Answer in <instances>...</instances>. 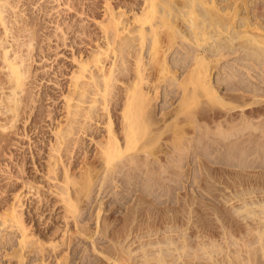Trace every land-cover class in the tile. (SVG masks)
I'll list each match as a JSON object with an SVG mask.
<instances>
[{
    "label": "rangeland",
    "instance_id": "obj_1",
    "mask_svg": "<svg viewBox=\"0 0 264 264\" xmlns=\"http://www.w3.org/2000/svg\"><path fill=\"white\" fill-rule=\"evenodd\" d=\"M0 4V264H264V0Z\"/></svg>",
    "mask_w": 264,
    "mask_h": 264
},
{
    "label": "bare ground",
    "instance_id": "obj_2",
    "mask_svg": "<svg viewBox=\"0 0 264 264\" xmlns=\"http://www.w3.org/2000/svg\"><path fill=\"white\" fill-rule=\"evenodd\" d=\"M2 9H4V8H2V7H1V4H0V10L2 11ZM1 11H0V12H1ZM105 11H106V10H105ZM2 12H3V11H2ZM146 13H147V12H146ZM138 19H139V18H138ZM140 20H141V19H140ZM113 21H114V20H113ZM117 22H118V21H117ZM102 23H103V22H102ZM106 23H107V22H106ZM111 23H113V22H111ZM111 23H110V25H113V26H112V27H113L112 30H113V29L117 26V24H116L115 22H114L113 24H111ZM115 24H116V25H115ZM120 24H121V22H120ZM114 25H115V26H114ZM62 29H63V28H62ZM103 29H104V28H103ZM116 29H118V28L116 27L115 30H116ZM105 30H106V29H105ZM154 30H155V28H154ZM116 31H117V30H116ZM118 31H119V30H118ZM118 31L116 32V34L118 33ZM142 31H143V30H141V32H142ZM7 32H8V31H7ZM111 32H112V31H111ZM107 34H108V33H107ZM118 34H120V33H118ZM113 35H115V34L113 33ZM122 35H123V34H122ZM137 35H138V34H137ZM143 35H144V34H143ZM152 35H153V34H152ZM83 36H84V35H83ZM116 36H117V35H116ZM127 36H129V35H127ZM111 37H112V36H111ZM129 37H130V36H129ZM103 38H104V37H103ZM116 38H117V37H116ZM126 38L128 39V37H126ZM145 38H146V37H145ZM0 39H1V38H0ZM115 40H116V39H115ZM120 40H121V39H120ZM137 40H138V39H137ZM17 41H18V40H17ZM92 41H93V40H92ZM111 41H112V40H111ZM113 41H114V40H113ZM106 42H107V41H106ZM122 42H124V40H123ZM6 43H7V42H6ZM114 43H115V42H114ZM127 43H128V42H127ZM119 44H120V43H119ZM126 45H127V44H126ZM133 45H134V44H133ZM19 46H20V45H19ZM7 50H8V49H7ZM93 50H94V49H93ZM6 53H8V52H6ZM5 55H6V54H5ZM9 58H10V57H9ZM8 60L10 61L11 59H8ZM19 60H20V59H19ZM84 62H85V61H84ZM20 64H21V63H20ZM84 65H85V64H84ZM9 66H10V68H11L10 70H12L11 72L13 73V76L15 77L14 79H16V80L19 79V78L21 77V76H20L21 73L19 72V66H20V65H19V62L16 63L15 59H14V60L12 59V60L9 62ZM21 67H22V66H21ZM23 67H24V66H23ZM83 68H85V67H83ZM83 68H82V69H83ZM24 70H25V69H24ZM24 70H23V71H24ZM8 71H9V70H8ZM81 72H82V71H81ZM88 72H89V70H88ZM78 73H79V72H78ZM84 74H85V73H84ZM21 75H22V74H21ZM72 75H73V74H72ZM85 75H86V74H85ZM91 75H92V74H91ZM96 75H97V74H96ZM75 76H77V75H75ZM6 77H7V76H6ZM10 77H11V76H10ZM77 77H78V76H77ZM22 78H23V77H22ZM71 78H72V77H71ZM9 79H10V81H11L12 78H9ZM20 79H21V78H20ZM20 79L17 80V81L20 82V81H21ZM76 79H77V78H76ZM76 79H75V80H76ZM83 79H84V78H83ZM16 80H15V81H16ZM22 80H23V79H22ZM75 80H73V81H75ZM97 80H98V79H97ZM97 80H96V81H97ZM79 81H80V80H79ZM21 82H23V81H21ZM21 82H20L19 84H21ZM75 82H76V81H75ZM10 83H11V82H10ZM17 83H18V82H17ZM84 83H85V82H84ZM14 84H16V83H14ZM57 84H58V83H57ZM80 84H81V82H80ZM96 84H97V83H96ZM98 84H99V83H98ZM87 85H88V84H87ZM87 85H86V87H87ZM14 86H15V85H14ZM20 86H21V85H19V87H20ZM93 86H94V84H93ZM21 87H22V86H21ZM77 87H78V86H77ZM81 87H82V86H81ZM16 88H17V87H16ZM84 88H85V87H84ZM76 89H77V88H76ZM139 89H140V87H139ZM18 90H19V89H18ZM78 90H80V89H78ZM83 90H84V89H83ZM3 91H4V90H3ZM15 91H16V90H15ZM19 91H20V90H19ZM84 91H85V90H84ZM88 91H90V89H89ZM139 91H141V90H139ZM17 92H18V91H17ZM70 92H71V91H70ZM76 92H77V91H76ZM96 92H97V91H96ZM143 92H144V91H143ZM82 93H83V92H82ZM137 93H138V92H137ZM137 93H136V94H137ZM140 93H141V92H140ZM20 94H21V93H20ZM85 94H86V93H85ZM98 94H99V93H98ZM87 95H88V94H87ZM78 96H79V95H78ZM85 96H86V95H85ZM138 96L141 97L142 95L139 94V95H137V97H138ZM20 97H21V96H20ZM80 97H81V96H80ZM135 98H136V95H135ZM138 98H139V97H138ZM2 99H3V98H2ZM14 99H16V98H14ZM80 99H81V98H80ZM0 100H1V99H0ZM17 100H18V99H17ZM75 100H77V99H75ZM83 100H85V99H83ZM83 100H82V101H83ZM138 100H139V99H138ZM85 101H86V100H85ZM12 102H13V101H12ZM19 102H20V101H19ZM67 102H68V101H67ZM1 103H2V102H1ZM9 103H10V102H9ZM77 103H78V102H77ZM77 103H75V104H77ZM138 103H139V102H138ZM141 103H142V102H141ZM2 104H3V103H2ZM19 104H20V103H19ZM78 104H79V103H78ZM139 104H140V103H139ZM70 106H71V105H70ZM137 106H139V105H137ZM133 107H136V106H133ZM16 108H17V107H16ZM77 109L79 110V108H77ZM78 110H76V111H78ZM0 111H1V110H0ZM74 111H75V110H74ZM74 111H73V113H74ZM86 114H87V113H86ZM70 116H71V115H70ZM72 116H73V115H72ZM78 116H79V115H78ZM85 116H86V115H85ZM88 116H89V115H88ZM134 116H135V115H134ZM134 116H133V119H134V121H136V118H135ZM129 117H130V118H128V119H130V121H128V127L130 126L132 129H134V126L132 125L134 122H133V121H132L133 123L131 122V120H133V119H131L132 116H129ZM76 118H77V116H76ZM71 120H72V119H71ZM137 120H138V119H137ZM74 122H75V121H74ZM74 122H73V123H74ZM129 122H131L130 125H129ZM135 123H136V122H135ZM79 124H80V123H79ZM131 125H132L133 127H132ZM134 125H135V124H134ZM135 126H136V125H135ZM130 127L127 128V130H128V129H129V130H132ZM137 128H138V127H137ZM137 128H135V129H137ZM125 129H126V128H125ZM129 130H128V131H129ZM133 131H136V130H133ZM137 131H138V129H137ZM60 132H61V131H60ZM131 132H132V131H131ZM137 133H138V132H137ZM58 134H60V133H58ZM128 134H131V133L128 132ZM58 136H59V135H58ZM112 137H113V136H112ZM114 137H115V136H114ZM114 137H113V139L111 138V142H110L111 145L109 144L110 147H108V146H107V147L109 148L110 152H112V153H113V152H119V153H120V152H122V151H121L122 149H120V146H119V144H118L119 142H117L116 139H114ZM129 137H130V135H129ZM59 138H60V136H59ZM115 138H116V137H115ZM130 138H131V137H130ZM106 149H107V148H106ZM125 149H126V148H125ZM106 151H108V150H106ZM108 152H109V151H108ZM108 152H107V155H108ZM110 154H111V153H110ZM116 154H117V153H116ZM109 156L111 157V155H108V158H109ZM113 156H115L114 153H113ZM112 158H113V157H111V158H109V159H112ZM13 216H14V215H13Z\"/></svg>",
    "mask_w": 264,
    "mask_h": 264
}]
</instances>
